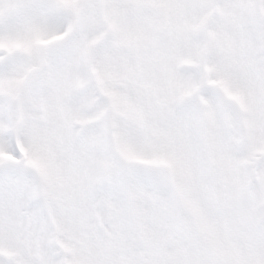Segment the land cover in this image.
<instances>
[{"label": "rangeland", "instance_id": "1", "mask_svg": "<svg viewBox=\"0 0 264 264\" xmlns=\"http://www.w3.org/2000/svg\"><path fill=\"white\" fill-rule=\"evenodd\" d=\"M0 264H264V0H0Z\"/></svg>", "mask_w": 264, "mask_h": 264}]
</instances>
